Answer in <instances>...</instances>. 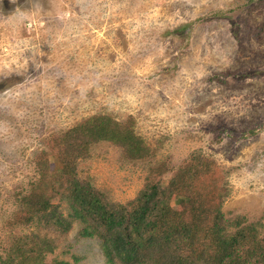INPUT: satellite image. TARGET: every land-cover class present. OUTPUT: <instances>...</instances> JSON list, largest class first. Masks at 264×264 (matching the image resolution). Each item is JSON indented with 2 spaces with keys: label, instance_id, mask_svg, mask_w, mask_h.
Returning <instances> with one entry per match:
<instances>
[{
  "label": "rangeland",
  "instance_id": "obj_1",
  "mask_svg": "<svg viewBox=\"0 0 264 264\" xmlns=\"http://www.w3.org/2000/svg\"><path fill=\"white\" fill-rule=\"evenodd\" d=\"M75 148L110 203L158 185L263 237L264 0H0V264H109L78 221H28L23 200L51 194Z\"/></svg>",
  "mask_w": 264,
  "mask_h": 264
},
{
  "label": "trees",
  "instance_id": "obj_2",
  "mask_svg": "<svg viewBox=\"0 0 264 264\" xmlns=\"http://www.w3.org/2000/svg\"><path fill=\"white\" fill-rule=\"evenodd\" d=\"M88 131H95L97 138L103 135L111 139L132 159L144 154L141 142L127 127L113 124L106 129L97 124ZM81 138L78 135L79 141ZM67 140L66 146L71 145ZM65 152L72 158L58 168V186L55 184L47 197L32 193L23 200L30 211L29 222H41L66 233L71 221H78L82 225L80 236L98 238L109 264H264V236L259 238L256 224L244 225L239 217L225 220L219 210L209 217L199 203L186 198L174 209L172 192L158 185L146 184L128 204L110 203L90 183L77 178L76 162L83 151L75 148ZM170 183L172 188L174 183ZM53 199L65 204L66 216L61 206L51 203ZM47 245L39 239L37 248L49 251Z\"/></svg>",
  "mask_w": 264,
  "mask_h": 264
}]
</instances>
